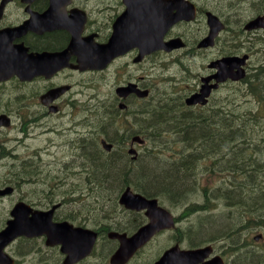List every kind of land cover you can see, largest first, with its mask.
<instances>
[{
    "label": "flooded vegetation",
    "instance_id": "obj_1",
    "mask_svg": "<svg viewBox=\"0 0 264 264\" xmlns=\"http://www.w3.org/2000/svg\"><path fill=\"white\" fill-rule=\"evenodd\" d=\"M175 14L180 19L170 25L169 18L172 17L173 22ZM136 32L144 35V43L152 41L155 32L163 45L179 40L183 47L172 51L165 47L150 55L145 54L137 61L141 49L135 44L123 54L115 55L103 70L76 68L84 58L92 55L88 50L102 47L109 58L113 55L111 48L131 44L132 33ZM207 38L213 42L204 45ZM176 53L183 57L180 70L187 81L184 93L174 92L179 112L201 120L213 110L227 112L226 103L236 104V99L231 96L221 98L222 91L246 90L253 94V81L264 82V0H0V69L7 66L5 76L11 70L6 79H0V161L10 160L8 164L14 167V173L0 180V192H7L0 195V200L8 199L21 182L26 181L23 173L18 172L27 167L30 158L41 161L56 158L57 144L69 150L71 158L66 159H74L86 169L82 159L117 158L134 138L142 139V134H136L140 127L137 112L147 108L157 112V94L152 97L153 90L145 83L153 70L172 62ZM227 59L233 60V64H223ZM145 65L149 68L142 69ZM114 66L119 67L109 74ZM219 72L232 73L233 76L243 73V77L239 81L228 78L215 87ZM77 74L103 75L111 89L106 103L80 106L79 110L74 102L67 104L77 91L78 84L74 79ZM112 77L119 80L128 77V80L118 81L112 86ZM205 85L212 87L207 103L188 106L187 100L201 93ZM118 89L124 90L118 93ZM138 91H148V95L140 97ZM79 95H82L81 91L76 97ZM131 109L135 110L134 114L127 113ZM79 111H86L85 115L90 118L80 129L73 120V114ZM130 117H133L132 121ZM63 118H69L70 124L63 125L62 120L55 122ZM95 120L96 124L103 123L99 130H95L103 137L100 144L102 140L113 144L112 151L102 154L93 151L95 134L81 131ZM126 127L131 131L123 135ZM105 135L118 140L110 142ZM143 138L150 139L146 135ZM33 142L38 146L30 153ZM22 153L29 159L21 157ZM140 155L130 157L137 160ZM208 164L230 172L216 160ZM9 165L7 168L13 172ZM33 174H38V171ZM225 184L230 191V184ZM165 198L171 200L170 197ZM33 207L36 208L35 205ZM11 211L9 215L0 211V224L7 226L11 221ZM142 213L145 216V211ZM53 220L71 223L58 212H55ZM100 228L92 229L99 237L103 235ZM122 228L121 224L116 230ZM136 231L124 233L133 235ZM164 233L167 231L159 235ZM21 238L28 237H19L11 246ZM38 238L46 243V236ZM32 242L34 240L28 242L27 247H34ZM51 249H58L59 259H64L61 246ZM35 250L27 251V257L35 256L39 251ZM29 261L34 262L35 259L32 257Z\"/></svg>",
    "mask_w": 264,
    "mask_h": 264
},
{
    "label": "rangeland",
    "instance_id": "obj_2",
    "mask_svg": "<svg viewBox=\"0 0 264 264\" xmlns=\"http://www.w3.org/2000/svg\"><path fill=\"white\" fill-rule=\"evenodd\" d=\"M182 60L183 57L180 53L174 54L172 62H166L163 65L159 66L157 69L153 70L148 78V81L145 83L146 85H148V87L152 88V97L157 94V106L163 107V105L166 104L167 100H176L175 98L177 95L174 92L184 93L183 90L186 87L187 81H185V79L183 78V74L180 70V61ZM118 67L119 66H114L110 71H108V73L111 74L112 72L116 71ZM136 68L137 67H134V69ZM144 68L148 69L149 65H145L142 67V69ZM141 75L144 76V73H142ZM165 76H167V78H163ZM74 79L78 84L76 85L77 91L73 93L67 104H72L74 102L78 106L79 110L82 107H86V105L91 106L101 104L102 102L106 103V96L109 94L111 89L106 85L103 75L88 74L87 76H84L77 74ZM127 80L128 77H122L120 80L116 77H112L110 79V85L116 84L118 81L126 82ZM260 88L261 91L259 92V96H253V94L249 93L246 90H237L236 92L231 93L229 89L222 91V93L220 94L221 98L231 96L232 99H236L237 109L232 111L235 116L237 113L247 116L253 115L260 120L257 124H255L251 136L247 135V138H255V142L253 140H249V143L251 145H247V142L244 143V141H241V144L237 148L243 150L247 149V151H245L246 156L243 158V161H241L239 164L237 163V149L232 146L231 149H229L223 155L219 156L218 160V162L227 167L230 172L226 171L225 168H221L218 170L216 165H211V167H215V170H210L208 169V166H204L202 168V171L198 173V178L200 179V183H198V189L186 201H173L172 198H170L171 200L169 201L163 196H160L158 198L162 202L164 207L170 209L175 217H178L180 214L186 211L185 209L189 208L190 206H211V208L206 212H201L190 217L183 216L181 221L178 223V226L181 227L182 230L184 229L183 231L186 234V238L189 237L191 239L192 237L193 240L196 241L195 244H200V246L212 244L213 246H215V250L217 249V254H219L220 256H224L227 260V264L232 260V255L228 252L229 240L227 241L222 238H218L212 242H209L210 240H213L214 237L206 235V237L211 238L203 239L201 236H195L194 233L199 229L198 223L200 220V229L202 227L209 228L208 230H210V224H208L206 227H203L201 226V222L204 221L203 224L205 222H208L205 220L213 218L214 215L216 216L214 217V219L219 220L226 218V216H233L236 219V223H239L238 219L243 215V213H241L242 207L238 205H229L227 203L225 193L226 191H228L229 187L227 188L225 182H228L230 184V187H232L234 191H238L237 185H244L247 183L245 192H247L248 196L253 189V184L259 186V188L257 189L258 192H264V107L261 108L264 105V82L260 84ZM80 91L82 95L76 97L77 93ZM260 96L261 100L263 99V103L261 104L259 103ZM161 98L165 99V101L162 103L160 101ZM231 108H233V103H231ZM259 108L261 109L259 110ZM98 109L99 112H101V108ZM134 111L135 110L131 109L127 111V113L134 114ZM86 113V111H79L74 114L70 113L73 114V120H75L78 129H80L82 125H85V120H88L89 122L90 118L85 115ZM211 113H215V116L219 117L221 113H224V111L213 110L211 111ZM61 120L63 125L70 124L68 123L70 121L69 118L57 119L55 120V122H60ZM129 120L132 121L133 117H130ZM100 124L101 123L96 124L95 120V123L90 124L89 127L81 129L82 132H93V134H95L96 136L94 140L99 146L100 139L103 137L96 133L95 130L100 129ZM123 131H125L123 134L125 135L128 134V131L131 130L129 127H126V129ZM164 137L165 138L163 140L166 144H168L166 146L168 147V152H164L162 151V149H157L155 153L159 154L160 156H165L166 158H169L170 156L178 157L177 150H180L185 146H183L184 144L178 145L174 143H180L182 141H173L171 138L175 139L177 137L172 134H166ZM114 139L118 140L117 137H114ZM157 142V138H155L154 140L145 139V143L143 145L135 147L137 152H139V155L142 154V157H145L146 151L153 148ZM101 143H103V140L101 141ZM254 143H256V145H254ZM37 146V142L31 143L30 153L32 149L36 148ZM43 146L44 145H40L39 147ZM55 147L56 158H46L42 161L37 158H30L31 161L29 162V164H27V167L18 172L23 173L26 181L22 180L24 182H21V186H19L17 191L8 199L0 200L1 212H5L9 215L10 211L13 209L14 203L17 201H25L28 204L35 205L39 209H48L53 204L59 202L63 203L68 198V200H71V204H64L65 206H63L61 213L66 218L74 216L77 221L69 218L67 219L75 225L84 226L86 228L95 230L100 226L105 228V225L107 224L118 223L117 225H123V228L121 229V233H123L134 232L140 227L144 226L146 221L148 223V218L144 216V213L127 212L124 210V208H122V206L118 204V202L117 206H113L110 201L105 202V205L99 200V197H97V195L90 193V190L93 191L95 189H98V187H95V184L88 182L89 180L91 182L93 181V173L91 170L92 162L95 159H98V157H90V159L87 160L82 159V164L86 165V169L73 159V164L76 165L73 170L66 163H64V161L71 160L66 159L67 157L71 158V156L69 155V150L67 148H61L59 144H57ZM254 148L259 151V155L256 160H254L253 158L252 150ZM160 156L156 158L162 159L163 157ZM21 157L29 159L28 155L25 153H22ZM250 158L253 159V162L249 160ZM9 161L10 160L0 161V180H2L7 174L14 173V167L8 164ZM135 161L136 160H132V167L135 166L139 159L136 162ZM228 163H230V165H228ZM7 165L12 168L13 172L7 168ZM37 171L38 174L34 175L33 173ZM74 174H80L82 178L75 177ZM222 185H224L226 188H223ZM129 186L136 192L140 193V191H137L133 187V183H131ZM122 188L123 186L115 189L113 191L114 195L112 197L118 198L123 192L121 191ZM213 189L215 194H213V196L211 194L207 196L206 192L208 190L213 191ZM103 194L105 195V198H110V191H106ZM217 197L219 198L216 199ZM117 215H119L121 220L114 218L112 222L109 221L111 216ZM242 221V223L245 222L244 219ZM109 231L117 230L116 227H113L112 229H106L105 233L103 234L105 239H100L92 255L86 260L80 261V264H110V258L118 248V242L116 240L108 238L107 232ZM243 232L244 233L242 234V236H240L241 239L247 240L249 243H253V245L257 247V250H259V253L263 254L264 256V225L253 222L247 229L243 230ZM177 233V230L174 229L172 231L164 233L163 235H158L148 246L139 251L128 264H153L167 249L178 243L177 239L179 238V235ZM222 233L218 236L222 235ZM260 235L263 236V239L259 242L255 241V236L257 237ZM26 240L27 239H24L22 241L18 240L8 250V252L14 256L19 264H62L63 259H59L60 252L58 249L48 248L45 245V241L39 238L30 240H34V242L31 243V245H34V247H27V243L30 241L26 242ZM187 243H189V240L182 239V241H180V245L183 248L189 249ZM36 246L38 248L35 250ZM30 249H32V251L35 250V252H37V250L39 251L35 254V256L31 255L27 257L26 252ZM32 257L33 259H35L34 262L29 261ZM26 260L28 261V263L26 262Z\"/></svg>",
    "mask_w": 264,
    "mask_h": 264
},
{
    "label": "trees",
    "instance_id": "obj_3",
    "mask_svg": "<svg viewBox=\"0 0 264 264\" xmlns=\"http://www.w3.org/2000/svg\"><path fill=\"white\" fill-rule=\"evenodd\" d=\"M261 83L263 82L253 81V96H259ZM160 101L162 103L165 99L161 98ZM261 101L260 96L259 103H261ZM176 104L177 100H167L163 107L157 106V112H154L155 109L151 111L150 108L137 112L140 127L137 128L138 132H136V134H142V136L146 135L147 138L152 140L157 138L158 142L153 148L146 151L145 157H142V154L140 155L139 161L134 167H132V158L125 149L121 150V155L117 158L103 159L104 156H102L95 159L92 162L91 169L93 173V181L91 182L89 180L88 182L95 184V187H98V189L93 191L90 190V193L97 195L99 200L104 204L105 202L110 201L113 206H117L120 196L118 198H113V191L121 186H123L121 189V191H123L124 188L133 183V187L137 191H140V193L145 194L144 196L149 198L163 196L170 197L173 201H186L198 189V183H200L198 173L202 171L204 166L211 167V165L208 164L209 161H218L219 156L231 149L232 146L237 149L241 144V141H244V143L247 142V145H251L249 140L255 142V138H247V135L251 136L255 124L260 120L253 115L247 116L237 113L235 116L232 111L237 109L236 104H233V108H231V103H226L225 109H228L227 112L221 113L219 117H216L215 113L210 112L203 118V120H201L202 118H194L192 116H186L185 114L183 116V114L176 108ZM96 113L98 112H95L94 114ZM96 119L99 118L97 117ZM101 124L100 126H102ZM166 134L176 136L177 138L175 139L171 138L173 141H182L174 144H184L183 146L185 147L177 150L180 152H177L178 157L170 156L169 158H166L165 156H160L155 153L157 149H162V151L168 152V147H166L168 144L161 139L165 138L164 136ZM187 137H191L189 141L186 140ZM106 138L110 142L115 141L114 137L109 138L106 136ZM126 141H128V138H126ZM254 145H256V143H254ZM116 148L118 149V146ZM91 149L99 152V154L105 153L101 152L96 144L92 146ZM245 151H247V149L236 150L238 164L243 161V158L246 156ZM252 152L253 158L256 160L259 151L254 148ZM159 156L163 158H156ZM249 160L253 162L252 158ZM228 165H230V163H228ZM70 167L73 169V165H70ZM210 170H215V167L210 168ZM74 176L81 177L80 174H74ZM23 179H25L24 176ZM222 186L223 188H226L224 185ZM237 186L238 191L231 189L230 191H226L225 195L229 205H238L242 207L241 213H243V215L239 217V223H236V219L233 216H226V218L219 220L214 219V217H216L214 215L213 218L205 220L208 222H205L204 224V221L201 222V226L203 227L210 224V230H208L209 228L202 227L200 229V220L198 223L199 229L194 234L195 236H201L203 239L214 237L213 240H210L209 242L218 238L227 241L229 240L228 252L232 255V260L229 261L228 264H258L259 262L264 261L263 254L259 253V250H257V247H255L253 243H249L247 240H242L240 236L244 233L243 230L247 229L253 222L264 225V192H258L257 189L259 186L253 184V189L248 196L247 192H245L247 183ZM106 191H110V198H105L103 193ZM210 194L212 196L215 194L214 189L213 191L208 190L206 192L207 196ZM218 198L219 197L216 199ZM70 202L71 200H68L67 198L63 203H68L69 205L71 204ZM210 208L211 206L208 205L190 206L185 209L186 211L179 215L181 217L177 218V222L179 223L183 216L190 217L201 212H206ZM58 213L61 217H64L61 210ZM67 218L76 220L74 216ZM114 218L121 220L119 215H117L111 216L109 221L112 222ZM243 219L245 221L244 223H242ZM117 224L118 223L107 224L105 225V229L121 225ZM4 226L5 224H0V228H3ZM100 230L104 234V227L100 228ZM176 230L179 235V238L177 239L178 243L183 239L189 240V243L187 244L190 247H197L200 245L195 244L196 241L193 240L190 235L191 239L188 236V238H186V234L183 231L184 229L182 230L181 227L177 226ZM117 231L122 232L121 229ZM221 233L222 235L218 236ZM206 235L211 237H206ZM101 236L100 239L104 240L105 237L103 235ZM28 241L29 240H26V242Z\"/></svg>",
    "mask_w": 264,
    "mask_h": 264
},
{
    "label": "water",
    "instance_id": "obj_4",
    "mask_svg": "<svg viewBox=\"0 0 264 264\" xmlns=\"http://www.w3.org/2000/svg\"><path fill=\"white\" fill-rule=\"evenodd\" d=\"M178 19L180 18H177L175 14L174 20L171 22L172 17H170V25ZM143 41L144 35L142 33H132V43L119 46L118 49L111 48L113 55L109 58L105 55V49L102 47L90 49L88 51L92 55L84 58L80 66L76 68L80 67L82 70L104 69L115 55L118 53L123 54L135 44L139 45L141 49V55L137 61H140L145 54H152L154 51L165 47L169 51L183 47V43L179 40H173L163 45L159 35L155 32H153L152 41L145 43ZM209 42H213V40L211 38L205 39L204 45H208ZM241 62L243 63V61ZM223 64L230 66L233 64V60L227 59ZM63 65L61 64V67ZM241 77H243V73H237L236 76H233L232 73L219 72L216 76L217 84L215 87H218L220 83L228 78L239 81ZM211 89L212 87L205 85L201 93L187 100V104L189 106L200 102L206 104ZM123 90L118 89V93ZM137 93L140 97L148 95V91H138ZM134 142L142 144L144 140L135 138ZM103 146L108 151L112 149V145L106 141H103ZM129 153L134 155L135 151L130 150ZM5 193L1 192L0 195ZM120 204L131 210L145 211L149 222L139 228L133 235L118 232L109 233V238L117 240L119 243L118 249L110 258L111 264H128L157 234L176 227L172 214L161 206L157 199L147 198L140 193H135L130 187L123 192ZM58 206H54L49 211H34L27 204L20 202L15 211L11 213L14 221H9L6 228L0 232V264H15L14 260L4 253V250L14 240L23 236L28 238L46 236L48 246H61V252L65 255L64 264H77L90 256L97 244L98 233L89 228L76 227L69 222H54V213ZM256 240H259V238H256ZM214 251L213 246L183 249L180 244H175L166 250L153 264H225L221 256H214Z\"/></svg>",
    "mask_w": 264,
    "mask_h": 264
},
{
    "label": "bare ground",
    "instance_id": "obj_5",
    "mask_svg": "<svg viewBox=\"0 0 264 264\" xmlns=\"http://www.w3.org/2000/svg\"><path fill=\"white\" fill-rule=\"evenodd\" d=\"M235 68V67H234ZM246 71V70H245ZM246 76V75H245ZM263 99H264V96H263ZM263 99H262V101H261V103H263ZM264 107V105L261 107V108H263ZM261 108H259V110L261 109ZM251 111V110H250ZM138 155H139V153H138ZM138 160V159H137ZM136 160V161H137ZM135 161V162H136ZM174 162V161H173ZM172 164V163H171ZM210 168H212V167H208V169H210ZM132 189V188H131ZM141 195H145V194H143V193H140ZM122 193H121V195H120V198H119V201H118V204L120 205V206H122V208H124V210L125 211H127V212H132V213H138V212H142V211H137V210H131V209H128V208H126L125 206H123V205H121L120 204V199H121V197H122ZM153 197H157V196H153ZM159 198V197H158ZM167 211H169L171 214H172V216H173V218H174V220H175V222H176V224L178 225V222H177V218L179 217H175L174 215H173V213L169 210V209H167V208H165ZM11 221L10 222H13L14 221V218H12V219H10ZM147 220V219H146ZM146 223H147V221H146ZM145 223V224H146ZM144 224V223H143ZM96 230V229H95ZM168 232V231H167ZM102 237V236H101ZM256 237V236H255ZM152 242V241H151ZM151 242H149L146 246H148ZM176 244H180V243H176ZM209 245V244H208ZM207 245H203V246H200L199 245V247L197 246V247H190L189 246V249H196V248H203V247H206ZM217 250V249H216ZM80 264V263H79ZM111 264V263H110Z\"/></svg>",
    "mask_w": 264,
    "mask_h": 264
}]
</instances>
